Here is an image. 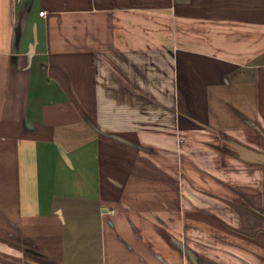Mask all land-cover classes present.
<instances>
[{
	"label": "crops",
	"instance_id": "1",
	"mask_svg": "<svg viewBox=\"0 0 264 264\" xmlns=\"http://www.w3.org/2000/svg\"><path fill=\"white\" fill-rule=\"evenodd\" d=\"M0 264H264V0H0Z\"/></svg>",
	"mask_w": 264,
	"mask_h": 264
},
{
	"label": "built area",
	"instance_id": "2",
	"mask_svg": "<svg viewBox=\"0 0 264 264\" xmlns=\"http://www.w3.org/2000/svg\"><path fill=\"white\" fill-rule=\"evenodd\" d=\"M45 11H42L41 14L44 15Z\"/></svg>",
	"mask_w": 264,
	"mask_h": 264
}]
</instances>
